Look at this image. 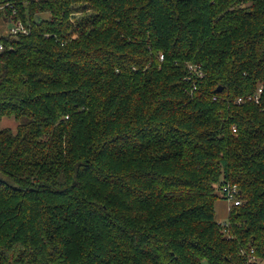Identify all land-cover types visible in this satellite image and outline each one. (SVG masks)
Here are the masks:
<instances>
[{
    "label": "trees",
    "instance_id": "16d2710c",
    "mask_svg": "<svg viewBox=\"0 0 264 264\" xmlns=\"http://www.w3.org/2000/svg\"><path fill=\"white\" fill-rule=\"evenodd\" d=\"M0 14L28 30L0 36V264H258L264 0ZM225 182L241 203L222 225Z\"/></svg>",
    "mask_w": 264,
    "mask_h": 264
},
{
    "label": "built area",
    "instance_id": "2783aa9c",
    "mask_svg": "<svg viewBox=\"0 0 264 264\" xmlns=\"http://www.w3.org/2000/svg\"><path fill=\"white\" fill-rule=\"evenodd\" d=\"M14 26H12L9 30L10 34H16L18 32H23L27 33L28 30L24 27V25L18 20V21H13ZM0 50H2V45L0 44ZM161 58V57H160ZM261 92V88H258V93ZM242 98L239 97L237 98V102H241ZM232 132H235V127L233 126ZM219 194L221 197L228 202V209L231 206H238L241 203V200L237 198L238 194V187L236 184H231V183H222L219 189ZM222 225H225V222H221ZM252 253V250L250 251ZM251 259H254V256H251Z\"/></svg>",
    "mask_w": 264,
    "mask_h": 264
},
{
    "label": "rangeland",
    "instance_id": "374dc122",
    "mask_svg": "<svg viewBox=\"0 0 264 264\" xmlns=\"http://www.w3.org/2000/svg\"><path fill=\"white\" fill-rule=\"evenodd\" d=\"M14 26V22L10 21L7 22L5 18L0 17V34L1 35H7L9 34L8 28H11ZM8 125L11 126V128H14L16 123H8ZM0 177L5 178L4 176L0 175ZM228 202H226L224 199H222L220 196H218L217 200L214 204V213H215V219L218 222L226 221L227 214H228ZM258 264H264V257L258 259Z\"/></svg>",
    "mask_w": 264,
    "mask_h": 264
},
{
    "label": "crops",
    "instance_id": "0c3cea01",
    "mask_svg": "<svg viewBox=\"0 0 264 264\" xmlns=\"http://www.w3.org/2000/svg\"><path fill=\"white\" fill-rule=\"evenodd\" d=\"M0 17H3L1 14H0ZM4 18V17H3ZM7 22H10L11 20L10 19H6ZM10 30V28H8V31ZM5 35V34H4ZM0 36H2L0 34ZM1 51V50H0ZM14 120L12 118H6V119H3L2 122L0 123V127H5V126H9L11 127L10 125H8V123H13Z\"/></svg>",
    "mask_w": 264,
    "mask_h": 264
},
{
    "label": "water",
    "instance_id": "95a60500",
    "mask_svg": "<svg viewBox=\"0 0 264 264\" xmlns=\"http://www.w3.org/2000/svg\"><path fill=\"white\" fill-rule=\"evenodd\" d=\"M35 19H37V18H35Z\"/></svg>",
    "mask_w": 264,
    "mask_h": 264
}]
</instances>
